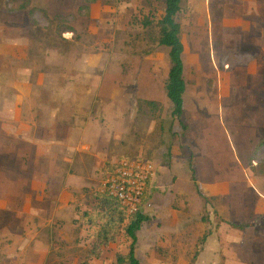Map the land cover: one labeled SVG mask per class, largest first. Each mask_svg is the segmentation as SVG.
Returning <instances> with one entry per match:
<instances>
[{
  "label": "rangeland",
  "instance_id": "rangeland-1",
  "mask_svg": "<svg viewBox=\"0 0 264 264\" xmlns=\"http://www.w3.org/2000/svg\"><path fill=\"white\" fill-rule=\"evenodd\" d=\"M193 1L195 10L202 0ZM163 10V0H96L90 4L89 0H0V44L8 40L13 45H6L0 58V103H14L11 86L15 80L29 81L35 87L29 101L37 103V72L57 73L56 80L46 79L51 86L67 81L78 87L98 86L104 102L91 104L89 110L110 141L105 168L125 158L148 159L155 166L148 202L142 208L149 221L140 229L135 249L139 263L179 264L186 253L188 264H264V176L254 175L248 166L250 152L241 151L229 128H224L225 134H202L196 121L204 117H192L189 93L188 111L182 117L186 129L171 115L167 99L155 107L139 102L136 88L144 75H150L145 68L151 64L154 81L153 94L144 97L155 98L170 66L168 48L157 42L156 23ZM202 11L205 15L206 10ZM120 76H125L128 86L133 83L132 97L131 93L126 98L115 93ZM228 102L236 109L237 95H230ZM219 105L217 119L223 122L227 104L223 109ZM229 114L232 123L239 112L230 110ZM0 138L7 142L5 151L7 145L12 151L23 145L2 135L1 129ZM258 158H264V149ZM25 163L24 170L31 172L34 159ZM1 164L22 169L23 160L4 157ZM104 169L95 177L92 191L80 194V205L96 200ZM193 175L210 197L208 203L196 193ZM23 176L0 174V199L15 204H0V264L37 262V189L18 190V184L26 181ZM19 198L21 204H17ZM118 212L103 211L96 224L97 231L101 228L107 239L113 238L105 245L96 242L94 227L83 231L75 224L72 233L64 223L57 230L55 225L53 229L46 226L52 237L43 264H119L117 258L127 252L129 240ZM228 221L248 222L250 227L238 230ZM93 244L102 247L98 255L91 253Z\"/></svg>",
  "mask_w": 264,
  "mask_h": 264
},
{
  "label": "crops",
  "instance_id": "crops-1",
  "mask_svg": "<svg viewBox=\"0 0 264 264\" xmlns=\"http://www.w3.org/2000/svg\"><path fill=\"white\" fill-rule=\"evenodd\" d=\"M193 5V0H180L177 15L186 82L182 117L188 111L186 96L189 93L193 96L192 117L196 120L204 117L196 121L200 123L202 134H225L224 128H229L241 151L251 154L255 146L264 140V0H202L195 10ZM203 8L206 16L201 12ZM6 45L8 48L13 46L8 40L0 44V58L4 56ZM150 67L151 64L145 68V73L150 72V75H144L139 81L136 94L141 96L138 99L159 103L166 99L163 83L169 68L163 77L161 92L154 98L144 97V94H153L151 84L154 77ZM56 74L37 72V103L29 101L35 87L28 85L29 81L26 84L17 80L11 86L14 103L9 106L0 103L1 134L6 133L23 144L13 151L7 145L5 151L7 142L0 138V158L23 160L22 169H11L1 164L0 174H14L20 178L26 175V181L18 184V190L37 189V262L18 264L44 263L49 251L48 240L52 237L45 230L46 226L55 225L50 229L57 230L58 224L64 223V227L72 229V233L75 224L76 227L81 225L83 231L88 228L81 222L80 216L83 211L89 210L94 200L89 199L82 206L78 203L80 194L86 193L87 189L92 191L95 177L105 168L110 156L107 132L89 110L91 104L98 106L104 102L100 88L73 86L70 81L58 85L56 82L51 86L47 82L56 80ZM132 84L128 86L125 76H120L115 93L121 98L131 93L132 97ZM230 95H237L239 102L236 109L228 102ZM215 96H218L216 101ZM211 99L212 102L209 101ZM224 103L227 108L222 110V122L217 116L219 104L223 109ZM230 110L239 112L237 120L232 123ZM202 111L206 115H201ZM8 123L11 127H4ZM2 128H5V133ZM31 158L34 159L33 169L26 173L25 161ZM21 199L17 204H21ZM0 204L15 205L6 204L1 199ZM147 206H151L150 202ZM63 214H66L65 217ZM90 249L95 251V246ZM101 249L97 248L96 253ZM184 257L186 253H183L179 264H188Z\"/></svg>",
  "mask_w": 264,
  "mask_h": 264
},
{
  "label": "trees",
  "instance_id": "trees-1",
  "mask_svg": "<svg viewBox=\"0 0 264 264\" xmlns=\"http://www.w3.org/2000/svg\"><path fill=\"white\" fill-rule=\"evenodd\" d=\"M94 1L96 0H89V4ZM163 5V16L156 23V26L158 27V45L168 48V60L170 64L167 76L163 83V91L165 93L166 99L171 104V115L176 118L183 129H186V125L182 122L183 94L186 88V82L183 77V45L180 38L181 28L177 20V15L180 11V0H163ZM143 25L146 27L148 24L147 22H144ZM140 101L151 107L159 105V103L152 101L139 100V102ZM261 149H264V140L260 141L255 146L247 159V163L248 166H251V170L254 175L264 176V158H258V153ZM252 162H256V164L253 165ZM192 180L198 196L203 198V200L208 203V201L211 199L206 195L205 192L201 191L198 184L196 183L194 175L192 176ZM98 193V195L96 194V200L91 205L89 210L82 212L80 216L81 222L86 224L88 228L94 227L96 230V228L99 227V225L96 227V224L100 223L99 220L103 218V211L113 213L115 209H118L120 220L123 222L125 221L123 226V234L129 240V242L127 252L121 257H118L117 262L119 264H140L135 255L137 232L140 230L142 224L149 220L148 217L142 214V212H137L132 216H128L118 201L109 197L105 193L100 191H98ZM227 224L232 228L242 231L250 227L248 222L228 221ZM103 227L106 228L105 225H103ZM95 238L99 245H105L113 241V238L110 240L107 239V236H104L101 228L98 231L96 230ZM202 239L204 240L205 236ZM99 245L95 246L93 244L92 246H95V251L92 250L91 253L94 252L96 255H98L96 250L99 248Z\"/></svg>",
  "mask_w": 264,
  "mask_h": 264
},
{
  "label": "built area",
  "instance_id": "built-area-1",
  "mask_svg": "<svg viewBox=\"0 0 264 264\" xmlns=\"http://www.w3.org/2000/svg\"><path fill=\"white\" fill-rule=\"evenodd\" d=\"M154 163L142 158H125L107 166L102 174L100 192L118 201L128 216L142 212Z\"/></svg>",
  "mask_w": 264,
  "mask_h": 264
}]
</instances>
